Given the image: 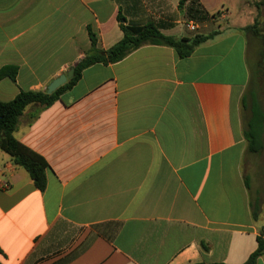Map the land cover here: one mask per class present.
<instances>
[{
  "label": "crops",
  "instance_id": "obj_1",
  "mask_svg": "<svg viewBox=\"0 0 264 264\" xmlns=\"http://www.w3.org/2000/svg\"><path fill=\"white\" fill-rule=\"evenodd\" d=\"M195 1L202 23L255 3ZM179 2L0 0V69L17 68L0 80V102L45 93L89 53L87 28L98 49L115 45L119 16L192 38L190 3ZM203 27L198 35L215 31ZM232 28L185 58L145 45L91 65L30 124L33 107L24 109L13 137L47 163L46 186L0 150V264H243L255 252L260 199L240 112L246 42Z\"/></svg>",
  "mask_w": 264,
  "mask_h": 264
},
{
  "label": "trees",
  "instance_id": "obj_2",
  "mask_svg": "<svg viewBox=\"0 0 264 264\" xmlns=\"http://www.w3.org/2000/svg\"><path fill=\"white\" fill-rule=\"evenodd\" d=\"M187 1L190 3L187 8V14L191 19L200 23L208 20V15L199 7L200 5L195 0H180L179 7H182ZM259 5L264 6V0H257L256 8ZM211 17L214 18L215 14ZM118 21L122 39L105 51L97 48L96 37L91 29L87 28L91 49L74 67L72 78L55 92L48 95L44 92L21 91L11 101L0 102V150L9 155L14 165L23 168L28 173L34 186L39 191L45 189L48 165L43 158L16 141L13 137L19 117L27 106L32 105L33 107V113L29 119L30 124L42 110L51 106L61 93L70 89L80 78L81 72L91 65L117 63L131 52L145 45L169 47L176 52L179 58H185L190 56L195 48L213 41L219 35L217 31H213L206 35L196 34L189 39H176L164 36L152 24L142 27H130L123 23L120 16ZM255 25L256 23H253L244 27L241 31L256 35ZM262 46L264 49V38L262 39ZM262 70L260 62L255 64V69H251L248 65V82L240 100L242 132L247 144L246 152L248 155H260L264 149V73ZM16 74V67H3L0 69V80L8 78L14 81ZM247 178L244 174V183L248 188ZM253 215H256V213ZM262 255H264V241L257 238V249L243 264H256L257 259Z\"/></svg>",
  "mask_w": 264,
  "mask_h": 264
},
{
  "label": "rangeland",
  "instance_id": "obj_3",
  "mask_svg": "<svg viewBox=\"0 0 264 264\" xmlns=\"http://www.w3.org/2000/svg\"><path fill=\"white\" fill-rule=\"evenodd\" d=\"M256 2L257 0H255L254 5H245L243 8L240 7V10L243 11L242 15H240L238 9L230 3L232 17H230L229 20L222 15H225V12L221 11V14L218 17H215L212 23L193 21L194 23H197L198 28L193 32L185 33L196 35L203 32V30L207 31L206 28L203 27L204 24H212L215 31L221 35L233 32L232 25H238L243 29L246 26L256 23V35L241 31L246 42L245 59L251 69H255V64L260 62L263 69L262 72L264 73V49L262 46V39L264 38V6L259 5L258 8H256ZM216 25H218V27H216ZM253 156V160H251V158L245 160V163H248L245 165V172L250 175V181L252 182V185L255 186L256 194L260 199V223L258 232L264 241V149L260 155Z\"/></svg>",
  "mask_w": 264,
  "mask_h": 264
},
{
  "label": "water",
  "instance_id": "obj_4",
  "mask_svg": "<svg viewBox=\"0 0 264 264\" xmlns=\"http://www.w3.org/2000/svg\"><path fill=\"white\" fill-rule=\"evenodd\" d=\"M74 68L69 69L66 73L60 75L59 77L55 78L45 90L46 94H52L55 92L59 87L63 86L68 80H70L73 76Z\"/></svg>",
  "mask_w": 264,
  "mask_h": 264
},
{
  "label": "built area",
  "instance_id": "obj_5",
  "mask_svg": "<svg viewBox=\"0 0 264 264\" xmlns=\"http://www.w3.org/2000/svg\"><path fill=\"white\" fill-rule=\"evenodd\" d=\"M185 27L187 30L191 32L195 31L198 28L196 23L190 21L185 23Z\"/></svg>",
  "mask_w": 264,
  "mask_h": 264
}]
</instances>
